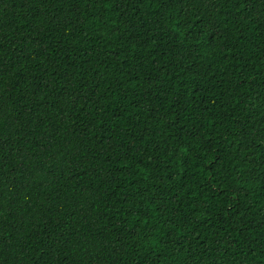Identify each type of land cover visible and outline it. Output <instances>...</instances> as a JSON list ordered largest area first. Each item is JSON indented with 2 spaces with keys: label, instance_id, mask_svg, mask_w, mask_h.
Masks as SVG:
<instances>
[{
  "label": "trees",
  "instance_id": "16d2710c",
  "mask_svg": "<svg viewBox=\"0 0 264 264\" xmlns=\"http://www.w3.org/2000/svg\"><path fill=\"white\" fill-rule=\"evenodd\" d=\"M0 264H264V0H0Z\"/></svg>",
  "mask_w": 264,
  "mask_h": 264
}]
</instances>
